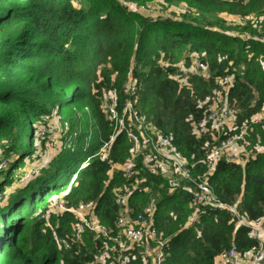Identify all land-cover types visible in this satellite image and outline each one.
Listing matches in <instances>:
<instances>
[{"label":"trees","instance_id":"trees-1","mask_svg":"<svg viewBox=\"0 0 264 264\" xmlns=\"http://www.w3.org/2000/svg\"><path fill=\"white\" fill-rule=\"evenodd\" d=\"M181 1L199 9V16L192 17L187 9L166 20L136 16L117 0H0V264H100L93 260L108 240L85 232L80 248L67 250L63 244L72 236L74 215L65 211L46 217L50 198L63 191L68 208L96 202L98 221L111 234L116 232L119 209L114 191L131 189L128 203L135 212L156 197L152 220L156 234L166 239L162 264H216L231 245L244 252L256 243L247 228L216 208L206 209L197 224L183 228L193 210L188 190L171 186L160 168L154 173L141 170L135 178L114 168L131 156L124 130L101 160L96 154L114 127L104 112L106 126L100 134L71 131L70 124L62 147L50 160L41 159L35 170H21L26 159L41 157L35 139L44 152L47 139L35 136V123L53 111L65 113L84 97L76 76L89 70L81 66L89 56L101 59L110 66V74L121 77L118 89L130 71L137 90L129 94L124 87L120 92L114 107L118 116L127 101L133 102L142 125L139 132L136 123L128 126V115L125 124L138 134L150 124L170 135L192 173L206 169L213 146L207 145L206 135L198 137L202 129L196 124L212 106L208 99L218 88L217 79L231 76L227 100L240 113L236 118L235 110V121L240 125L248 119L241 148L248 151L249 143L258 138L251 150L264 143V118L252 123L264 113V45L256 38L219 36L207 28L211 23L205 22L204 13L219 8L214 0ZM193 56L205 64L210 77L190 75L181 87L171 75L179 64L189 67ZM136 162L140 166L142 155ZM209 183L219 201L238 202L245 220L264 216V153L236 163L218 160ZM108 255L105 264H145L136 251Z\"/></svg>","mask_w":264,"mask_h":264},{"label":"built area","instance_id":"built-area-1","mask_svg":"<svg viewBox=\"0 0 264 264\" xmlns=\"http://www.w3.org/2000/svg\"><path fill=\"white\" fill-rule=\"evenodd\" d=\"M120 1L124 2L123 0ZM152 3L142 6V10L147 15L155 18L154 16L156 15L153 13L156 6H151ZM158 15L161 20L171 17L169 11ZM256 39L264 45V24L263 32ZM194 74L203 76L205 79L210 77L205 64L197 56H193L189 67H185L182 64L177 65L176 71L171 75V78L182 87L186 85L190 75ZM231 81L232 79L229 75L223 79H217V83L224 86L225 90L220 104L212 105L196 124L202 129V133L218 130L219 128L222 130L223 127L229 128L231 125L230 122L235 115V109L227 100ZM124 87L129 94H135L137 90L136 80L130 71H128ZM104 113L114 121L115 130L109 139L102 143L96 154L101 160L106 158L109 146L114 141L115 136L124 130L126 137L131 143V156L122 164L115 165L114 168L116 170L119 169L127 178H135L141 170H149L154 173L156 169L160 168L163 176L168 179L171 186L188 190L191 195L190 207L193 210L183 228L194 226L198 223L199 217L205 214L206 209L211 210L213 208L227 211L236 220L237 225L247 228L249 236L256 243L244 252H240L235 245H231L216 258V264H264V216L253 221L245 220L239 215L237 210L238 202L228 204L219 201L209 183V177L212 175L218 160L224 159L228 162L236 163L238 160L240 162V159L248 158H241L234 154L235 150L241 148V140L247 130L246 126L242 127L237 134L229 135L219 144L213 145L209 151V161L206 169L202 173H192V167H188V159L173 147L170 135H164L161 130L150 124L147 125L145 131H141L139 134L128 127L129 124L136 123L139 132V128L142 125L143 117L134 110L133 102L127 101L124 104L121 117L118 116L114 106L111 105L104 106ZM126 115H128L129 119L128 126L125 124L124 119ZM258 121L259 118L255 117L252 123L254 124ZM139 155H142L140 166L136 162ZM182 181L184 182L182 183ZM131 195V189L114 191L115 202L119 206L115 220V234H111L108 228L101 225L98 221L96 202L93 200L82 201L75 208H68L63 198H61L58 203L49 205L46 217L48 218L52 214L56 215L65 211L74 215V222L71 224L72 236L69 241H65L63 244L67 250L74 248V245L80 241L81 236L85 232L94 233L97 237L101 236L104 240H108L110 244L104 245L102 252L104 254V257H102L105 259L104 262H101L97 255L94 257V263L105 264L109 258L108 254H126L135 250L138 252L143 250L152 253V264H162L166 257L163 249L166 240L160 239L156 234L152 220L154 207L148 205L135 212L128 203ZM152 244L155 245V248Z\"/></svg>","mask_w":264,"mask_h":264},{"label":"rangeland","instance_id":"rangeland-1","mask_svg":"<svg viewBox=\"0 0 264 264\" xmlns=\"http://www.w3.org/2000/svg\"><path fill=\"white\" fill-rule=\"evenodd\" d=\"M117 1L125 6L124 8L126 12L136 16H140V14L143 16H149L142 10V6L150 2H153L151 6H156V9L153 13L156 16H159L158 14L166 13V11H169L171 13L170 18L174 16L173 13H180V16H182L186 9L187 14L192 15V17L199 16L200 13V11H198L199 9L190 7L189 4L182 2L181 0H173L171 2H165V0H147L148 2L145 1L146 3L134 1L122 2L120 0ZM214 1L219 4V8L211 9L208 13H204L205 22L208 21L211 23L209 26H207V28L211 29V31L218 32L219 36H222V34L234 35L239 40L241 38L248 37L256 38L263 32L264 0L222 1L225 4H221L216 0ZM136 22H138L137 19ZM223 42H225V40H223ZM233 45L235 46V44ZM81 66H87L89 68V70H87L85 74L76 76V81L78 82L80 89L83 90L84 97L76 102V104L73 106L74 109L73 107L69 108L65 111V113L53 111L50 116H43L40 119V124L35 123L34 128L36 126L39 127L35 133V136L37 138L43 136L47 139V141L43 144L44 152L41 151L43 146L40 145L39 139H35V145L37 148L36 154L37 156L41 157L36 160L35 157L33 161H31L30 159H26L25 164L22 165L21 170H35V168L39 167L42 164V161L45 163L47 159L50 160L62 147V144L64 143V137L66 135L65 132L69 129L70 124H74V128L71 131L76 130L77 132L87 133L91 137L94 136V134H100L101 128L106 126L103 119L104 106H116V100L118 101L120 92H123L124 84L126 81L125 78L127 77L122 78L121 87L120 89H118L117 86L120 80L119 78L121 77H119V75H117L116 73L110 74V66L102 62L101 59L93 60V57L89 56L88 59L81 62ZM79 70V72L82 71V69ZM217 85L218 88L214 89L211 92L212 95L208 99L210 102L208 107L211 105L220 104L221 102V98L225 89L224 86L218 83ZM235 110L237 118V114L240 113L237 108H235ZM247 120L248 119L243 120L241 124H244ZM230 124L231 125L229 126V129L227 127H223L222 130L219 128L218 130L211 131L209 135H207L206 133H199L198 137L206 135L208 138V146L219 144L227 136L233 134L236 128L241 125H238L235 121V115ZM113 125L114 127L112 132L115 130V123ZM243 126H245V124ZM258 142L259 138L257 139L256 143H249L248 148L251 154L256 153L254 151H251V149ZM88 146L89 144L85 146L84 153L87 152L86 150L88 149ZM259 147H264V143L260 146H256L255 149ZM84 153L82 155V160H85L86 158V153ZM240 157L242 158V156ZM41 159L42 161H40ZM65 194L66 191L54 194L50 198L49 202L58 203L60 198L64 197ZM155 199L156 197L151 196L149 203L144 205L143 207L148 205L154 207L156 203ZM158 237L162 240H166L164 239L163 235H158ZM81 243H84L82 238L74 246L80 248ZM107 244L108 243L103 244V247ZM57 245L59 246H57L58 249L63 248L62 243L59 240L57 241ZM152 245L155 248V245ZM103 247L98 249L97 253L95 254V256L98 255L97 258L101 260V262H104L105 260L102 258L104 257V254H102ZM136 252L137 255L142 258L145 264H152V253L143 250H139V252Z\"/></svg>","mask_w":264,"mask_h":264},{"label":"crops","instance_id":"crops-1","mask_svg":"<svg viewBox=\"0 0 264 264\" xmlns=\"http://www.w3.org/2000/svg\"><path fill=\"white\" fill-rule=\"evenodd\" d=\"M256 117L262 119V118H264V113L263 112H260ZM249 151L250 150L246 151L243 148H239V149L235 150L234 154L235 155H238V156H242L243 158L244 157H248V156L249 157H254L258 153H264V147H259V148L255 149V150H251V151L256 152L254 154H251ZM240 160L242 162L244 159L243 160L240 159ZM238 162H239V160H238Z\"/></svg>","mask_w":264,"mask_h":264}]
</instances>
